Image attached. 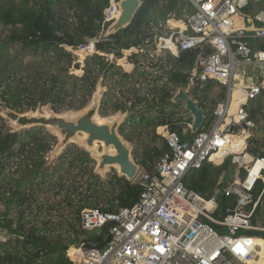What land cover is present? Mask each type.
I'll use <instances>...</instances> for the list:
<instances>
[{
  "label": "built area",
  "instance_id": "built-area-1",
  "mask_svg": "<svg viewBox=\"0 0 264 264\" xmlns=\"http://www.w3.org/2000/svg\"><path fill=\"white\" fill-rule=\"evenodd\" d=\"M183 1L192 10L183 8L178 17L171 12L158 20L152 47L171 58L196 52L186 86L215 81L225 88V97L213 105L212 125L198 130L190 140L182 141L163 126L164 133L159 134L168 151L156 160L152 173L140 170L130 182L141 188L132 206L116 212L91 207L80 211L82 229L96 230L108 224L109 238L102 248L84 249L85 255L74 264H251L260 258V247L250 233L258 231L252 220L264 195V157L252 154L247 141L264 129V120L252 114L260 106L264 112V8L251 14L247 12L252 6L249 0ZM119 14V0H109L97 35L85 37L75 47L61 45L75 56L102 55L124 73L135 72L132 52H142L148 42L136 46L138 50L123 49L118 56L97 49V43L110 41L104 26ZM206 47L210 53L204 52ZM121 62L132 68L126 70ZM247 68L253 73L248 75ZM132 101L127 100L126 109L130 110ZM233 136L244 144L235 147ZM226 158L234 168L226 186H220L221 176L208 197L184 187L182 179L190 168L205 162L220 165ZM258 181L262 186L254 197ZM221 194L234 196L235 203L217 217L216 198ZM215 226L224 227L225 233Z\"/></svg>",
  "mask_w": 264,
  "mask_h": 264
},
{
  "label": "trees",
  "instance_id": "trees-1",
  "mask_svg": "<svg viewBox=\"0 0 264 264\" xmlns=\"http://www.w3.org/2000/svg\"><path fill=\"white\" fill-rule=\"evenodd\" d=\"M58 1L20 0L19 3H16L15 0H0V100L4 101L8 107L17 112H24L25 106L28 109H35L36 106L45 105L46 103H51V108L55 112H59L66 98L69 100L67 109L79 110L86 105L88 102L87 97L91 96L94 91L93 89H95L98 79L94 68L86 69L80 77L68 72V68L75 58L61 44L72 46L69 40L70 37L62 40L59 38H57L58 40L53 39L57 31H61L66 36H69L68 31L62 27L60 19L57 17L55 5ZM69 1L71 5L74 4L78 8H83L87 11L85 21H79L77 27L78 36L71 35V38H74L75 45H78L84 41L85 37L95 36L100 32V23L103 18L102 11L107 6L109 0ZM183 8L192 10V7L183 0H142V5L132 22L125 28L110 34L108 36L110 41L97 43V49L106 53L113 52L118 56L123 49L143 45L144 40L150 34L139 28V23L142 19L146 23V27L149 28V14L156 13L158 20H162L171 12H175L177 17L180 16ZM158 20L155 21L156 24ZM95 21L98 22L96 28H94ZM106 26L107 24H105L104 29H106ZM5 29L8 30L7 34L1 36V31ZM35 29H42L45 32L40 36L35 35L33 34ZM30 33L32 35H29ZM8 50H12V52L9 53ZM204 52L210 53L211 49L206 47L204 48ZM26 57L41 58L44 62L43 66L45 70L41 69L40 63L36 61L34 63L24 62L23 60ZM90 58L93 59V62L97 63L98 70H103V73L110 70L113 66L105 62L102 55L95 54L86 59ZM172 59L175 64L168 71H165L167 72L166 79L171 84V88L186 87L189 81L188 71L194 66L196 52H182L179 57ZM161 67L162 65H160ZM72 68L77 69L78 64L74 63ZM123 74L132 75L131 73ZM2 75L6 76L2 77ZM14 76L25 79L28 85L37 82L39 86L37 97L23 96L20 89L9 82L11 80L15 81ZM214 84L217 83L215 81H208L203 90ZM2 85L4 86L3 88ZM197 87L198 85L193 86L191 89L194 91ZM223 89V92L220 94L221 99L224 98L226 93L225 88ZM24 90L30 91L29 88ZM151 92L154 95H158V99L150 105L147 104V106L149 109H155L157 115L153 119H149L142 114L139 120L134 122H142L144 126L150 127L152 131L155 127L159 126V132L163 131L164 125H167L169 130L176 132L182 141L190 140L193 134L190 133L189 129L186 132L182 131L185 124L181 119H171L175 112L164 109L165 106L171 104L172 89L161 86L157 90L152 88ZM194 97V99H197V105L205 109V120L201 130H206L213 122V107L207 110L204 104V95L194 94ZM154 99L155 97L152 101ZM144 100H147L145 96H135L129 107L130 110ZM126 108V105H121L117 102L112 103L111 107L112 111L126 110ZM103 111L106 114L108 112L106 109H103ZM259 112L257 109L252 114L256 116ZM261 116L264 118V112L261 113ZM248 140L255 144L249 148L250 152L264 157V145L254 136H251ZM48 146V137H38L35 133V128L29 129L26 133H11L0 127V181L7 178L3 173L11 157L21 156L22 162H24V168L22 169L20 168L21 161L18 162L16 171H20L21 175L18 179H13L10 193L7 194V197H5V194L1 195L5 202V210L0 215V220H2L0 221V226L6 227L9 236L13 238L6 237L4 240H0V264H74L65 254V250L70 244L81 245L84 249L102 248L109 238L108 224L96 230L82 229L79 226L80 211L83 208L91 207L98 208L101 211L116 212L120 207L132 206L139 198L141 188L137 184L130 183L123 177H117L116 175L114 176V181H110L111 194L106 198H103V195H99L97 191L94 195L79 197L80 190L78 186L70 184L64 187V181H62L58 184L56 193L59 194L64 189L62 202L66 206H70L76 215L74 221H68L65 218L68 230L72 235L67 245H58V243L50 241L45 237L43 232H40L47 230L45 228L38 229L34 225L29 226L28 233H19L10 225L12 220L8 219L7 215L12 206L20 207L25 204L28 199L25 188L32 189L34 179L40 176L35 183L44 182L46 176L44 170L48 167L45 166L44 154L50 150ZM144 149L140 160H136V162L145 171L152 173L156 160L163 153L167 152L168 148L164 139H162L160 144L151 142L145 145ZM76 157L80 164L91 160L85 152L81 151L80 155H76L70 161V165L74 163V159H77ZM43 166H45L43 171H40L39 169L43 168ZM58 168L64 167L60 165ZM80 169L82 172L85 171L84 167ZM233 172V166L230 164L228 158L217 166L205 162L198 168H190L183 176L182 182L185 188L208 197L212 194L219 178L222 176L220 186L224 187L230 181ZM89 176L95 177L92 171L89 172ZM261 186L262 183L258 181L252 191L254 197L258 194ZM0 187H3L1 183ZM92 187L94 188V186ZM84 198L93 200L87 202L84 201ZM263 199L264 195L260 203H262ZM216 200L218 209L215 212V216L217 217L224 214L226 208L232 207L235 203L234 196L226 197L222 194L218 195ZM16 222L20 223L23 227L24 219L22 211L18 212ZM250 234L264 239V231H256Z\"/></svg>",
  "mask_w": 264,
  "mask_h": 264
},
{
  "label": "rangeland",
  "instance_id": "rangeland-1",
  "mask_svg": "<svg viewBox=\"0 0 264 264\" xmlns=\"http://www.w3.org/2000/svg\"><path fill=\"white\" fill-rule=\"evenodd\" d=\"M142 1V0H141ZM250 3L253 6L252 11H247L249 13H254L257 11L259 7H261L262 1L261 0H249ZM16 3H19L20 0H15ZM29 5V3H28ZM56 12L57 17L60 19V24L62 27L68 31L69 36H66L61 31L55 32V36L53 37L54 40L59 39H68L72 43L71 45L74 47L75 41L74 38H71V35L78 36L77 27L79 25V21L83 20L85 21L87 16V11L83 8H78L74 4H70L69 0H59L56 5ZM136 16H134L135 18ZM149 28L146 27V23H144V20L142 19L139 23V28L141 30L146 31L150 34L149 37H147L144 40L145 42H148V46H143L142 52H134L136 50H133L134 48L138 50V47H132L130 49H127V51L133 50L132 53V61L134 65L135 72H131L132 75H124L123 71L116 65L111 63L113 66L110 68V70L105 71L103 73V70H98L97 63L93 62V59H84L83 57L75 56L72 52H70L74 59V62L71 63L70 67L68 68L69 73H73L74 75L80 77L88 68H94V72L97 75V79L100 77H103V85L106 87V91L103 94V97L101 99V106L98 109L99 117H101V120H103L106 116H110L114 114L116 111H112V103H119L121 105H126L127 98L133 100V97L135 96H145L146 101H142L140 104L136 105L134 108H132L129 111L128 116L125 118V120L119 124L117 127L118 134L125 140L132 144V151L131 154L134 157L135 160H140L142 153L144 152L145 145L155 142L156 144H160L162 142V136H160L159 133H164V131L159 132L158 128L155 127V129L152 131L150 127L144 126V123L142 122H134L136 120H139L140 116L143 114L149 119H153L157 114V111L155 109H149L147 104H152V102H156L158 99V95H154V93L151 92L152 88H155L156 90L159 89L161 86H164L166 88L172 89V92H174V87L171 88V84L167 81L166 75L168 69L170 67L174 66V61L171 58L169 54H167L166 51H163L164 53L157 54L152 47V36L153 33L156 30V23L155 21L158 20L157 14H149ZM97 21L94 22V28H96ZM156 27V28H155ZM155 28V29H154ZM152 29V30H151ZM8 30H2L1 36L7 34ZM45 31L42 29H35V32L33 34L35 35H42ZM29 35H32L30 33ZM146 44V43H145ZM67 46V45H66ZM70 47V46H68ZM66 48V47H65ZM64 48V49H65ZM67 49V48H66ZM65 49V50H66ZM104 50V49H103ZM9 53L12 52V50H8ZM67 51V50H66ZM101 53V52H100ZM128 53V52H127ZM24 62H33L36 61L37 63H40L41 69L45 70V67L43 66L44 62L41 58L38 57H26L23 60ZM74 63L78 64L77 69H73L72 66ZM122 65L126 70H129L132 68L131 65L126 64L124 62H121ZM157 63V64H155ZM160 65L162 67L160 68ZM31 66V65H29ZM140 72H143L144 74H138ZM161 75V76H160ZM6 75H2V77H5ZM15 81H9L11 82V85H15L20 89V92L25 97H37L39 94V86L37 82H33V84L28 85L27 82H25V79H20L18 76H14ZM244 80V78H243ZM245 81V80H244ZM6 82V80H5ZM206 86V83H203L201 87L195 88L193 91L192 89H189V94L194 97V94L196 95H204L205 100L204 104L206 105L207 110H210L214 103L218 100H220V94L223 92V88L220 85L214 84L209 86L206 90H203V88ZM4 86L2 85V88ZM29 88L30 91L28 92L24 89ZM186 88V87H184ZM94 91L96 90L93 89ZM92 90V91H93ZM176 90V89H175ZM93 91V92H94ZM155 97L154 101L153 98ZM88 102L86 105L90 102L91 96H88ZM197 101V99H195ZM68 98H66L63 102V107L59 110L57 113H64L68 111H75L74 109H67L68 105ZM171 103V102H170ZM128 105V104H127ZM44 105H38L35 107V109H28L25 106L24 112L34 111L39 108V110L43 109ZM103 109H106L108 112L107 114L104 113ZM124 109V108H123ZM166 111L173 110L175 114L172 116L171 119H177L180 118L183 123H185L188 120H192L191 115L184 109V105L182 102L176 103V105L173 103L167 105L164 107ZM122 110V109H121ZM23 112V113H24ZM264 118L261 115H257V120ZM190 124V123H189ZM0 127H3L5 130L7 129V121L0 117ZM35 128V133L38 137L46 136L48 137V148L52 149V147L57 142V137L51 133L48 128L46 127H33ZM168 128V127H167ZM32 129V128H29ZM29 129L19 130L17 133H26L29 131ZM169 129V128H168ZM188 129L187 124L184 125L182 131L186 132ZM256 130V128H253ZM249 147H253L255 144L251 141H247ZM264 145V140L261 141ZM78 143H68L63 148L61 153L56 156L54 161L51 165L46 167L47 169L44 170L46 176L43 183H35L40 176L37 177V179H34V183L32 184V189L27 187L26 193L28 196L27 201L25 204H23L20 207L12 206L9 210V214L7 215L8 219H11L10 225H12L13 228H15L19 233H28L29 232V226L34 225L38 229L45 228L47 231H40L43 232L45 237L49 239L52 242L58 243V245H67V242L69 241L70 237L72 236L70 234V231L68 230V224L65 221V218H67L68 221H74L75 214L70 206H66L64 202H62V197L64 195V189L61 190L59 194L56 193L58 190V184L64 181V187H67L68 185L78 186L80 190L79 197L89 196L96 194L95 192H99V195H103V198L109 197L111 194V185L110 181H114V176H117L116 169L113 167H109L105 171V177L101 178L100 175H95V177H90L89 172H91L95 167V160L91 159L87 163L80 164L78 158L74 159V163L70 165V161L73 160V158L76 155H80L82 149L81 146L77 145ZM16 147V146H15ZM85 149V148H83ZM82 149V150H83ZM86 150V149H85ZM89 156L91 155V152H88ZM47 153L44 154V158H46ZM21 161L20 168H24V162H22L21 156H13L9 159L8 165L6 170L4 171L3 175L6 176L4 180L0 181V183L3 185V187H0V215L5 210V202L1 195L5 194V197H7V194L10 193V186L12 185L13 179H18L21 175L20 171H16L18 168V162ZM60 165H62L64 168H58ZM217 166V165H216ZM45 166L43 168H40V171H43ZM85 169V171H81L80 168ZM56 169V170H55ZM234 169V168H233ZM141 171L144 169L141 167ZM145 171V170H144ZM148 172V171H147ZM234 173V172H233ZM232 178V177H231ZM94 186V188L92 187ZM90 187V188H88ZM6 188V189H5ZM103 192V193H101ZM77 198V197H76ZM93 199L84 198V201L90 202ZM260 210L257 213V215L253 218L252 223L254 226L258 229V231H264V199L262 200V203H260ZM41 207V208H39ZM23 212V219L24 224L23 227L20 225V223L16 222L18 212ZM2 221V220H0ZM8 222V221H4ZM21 226L20 228H18ZM4 232L3 235H0V240H4L6 237H11L7 233L6 227H3ZM262 236V235H261ZM13 238V237H11ZM255 238H258L255 236ZM263 238V237H262ZM264 240V239H263ZM69 247H75L79 248L80 250H83V247L81 245L76 246V244L72 243ZM67 249L65 250V254L67 255ZM68 256V255H67ZM72 261L70 256H68Z\"/></svg>",
  "mask_w": 264,
  "mask_h": 264
},
{
  "label": "water",
  "instance_id": "water-1",
  "mask_svg": "<svg viewBox=\"0 0 264 264\" xmlns=\"http://www.w3.org/2000/svg\"><path fill=\"white\" fill-rule=\"evenodd\" d=\"M141 5V0H119L120 14L113 23L107 26L105 35L109 36L128 26ZM95 87L96 90L92 93L90 102L79 110L57 113L51 108V103H46L41 110L38 108L34 111L20 113L0 100V117L7 121L6 130L8 132L13 133L41 126L48 128L57 137L56 144L45 156V166L52 164L66 144L76 142L87 152L95 151L97 148L98 153L90 155V158L96 162L92 170L93 175H100L101 178H104L105 171L109 167H113L116 169L117 177H123L126 181L132 182L141 166L131 154L132 144L125 141L117 132V127L125 120L130 110H117L114 114L107 116L110 119L99 123L97 121L98 109L106 91L103 77L97 80ZM190 88L191 85H187L186 88L177 87L170 97V102L173 104L183 103L184 109L192 117L190 133L195 134L201 129L205 120V109L199 107L197 101L189 94ZM80 134H84L85 137H79ZM254 137L260 142L263 141L264 129H259ZM95 142L98 147L95 146ZM111 148L113 153H110ZM214 228L218 232L225 233L224 227L215 226Z\"/></svg>",
  "mask_w": 264,
  "mask_h": 264
},
{
  "label": "bare ground",
  "instance_id": "bare-ground-1",
  "mask_svg": "<svg viewBox=\"0 0 264 264\" xmlns=\"http://www.w3.org/2000/svg\"><path fill=\"white\" fill-rule=\"evenodd\" d=\"M184 26H186V25H182V27H184ZM111 27H113V26H111ZM109 30H111V29H109ZM81 57H83V56H81ZM107 119H110V117L106 116L103 120H101V117H97V121L99 123H101V122H103V121H105ZM79 137L84 138L85 135L84 134H80ZM232 142L235 145V147L236 146H241V145L244 144V140L240 139V138H238L236 136L232 137ZM94 144H95L96 147H98L96 142ZM77 145L81 146L79 143ZM82 148H84V147H82ZM89 152H91L92 155H95L96 153H98L97 152V148H96L95 151H91L90 150ZM110 153H113V149L112 148L110 149ZM3 232H4L3 226H0V235H3ZM254 241H255V245H258L260 247V250H259L260 258L257 261H252L251 264H264V240L258 237ZM67 255L70 256L74 260H78V259H81L85 255V251H84V248H83V250H80L79 248L69 247L67 249Z\"/></svg>",
  "mask_w": 264,
  "mask_h": 264
},
{
  "label": "crops",
  "instance_id": "crops-1",
  "mask_svg": "<svg viewBox=\"0 0 264 264\" xmlns=\"http://www.w3.org/2000/svg\"><path fill=\"white\" fill-rule=\"evenodd\" d=\"M262 1V4H261V7H259V8H257V9H261V8H264V0H261ZM252 9H253V6H251V8L250 9H247V10H251L252 11ZM246 71L248 72V75L250 74V73H253V70L252 69H250V68H247L246 69ZM250 72V73H249ZM218 85V84H217ZM224 97H225V95H224ZM224 99V98H223ZM223 99H220V100H223ZM219 101V100H218ZM261 107V106H260ZM260 107H259V109H260ZM258 109V110H259ZM260 111V110H259ZM261 112L262 111H260L259 112V114L258 115H261ZM257 116V115H256ZM261 120H262V118H261ZM189 121V122H188ZM188 121H186L184 124L186 125L187 124V127H188V129L190 130V128H189V123H191V120H188ZM162 127V126H161ZM259 130V129H258ZM257 130V131H258ZM187 131V130H186Z\"/></svg>",
  "mask_w": 264,
  "mask_h": 264
},
{
  "label": "flooded vegetation",
  "instance_id": "flooded-vegetation-1",
  "mask_svg": "<svg viewBox=\"0 0 264 264\" xmlns=\"http://www.w3.org/2000/svg\"><path fill=\"white\" fill-rule=\"evenodd\" d=\"M162 132V131H161ZM264 140V139H263ZM83 149V148H82ZM82 149H80L81 151H83V152H85L87 155H88V157L90 158V156H89V153L87 152V151H85L84 149L82 150ZM101 148L99 147V150H100Z\"/></svg>",
  "mask_w": 264,
  "mask_h": 264
}]
</instances>
